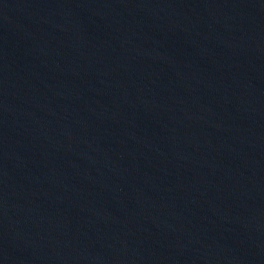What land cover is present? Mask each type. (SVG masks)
Segmentation results:
<instances>
[{"label":"water","instance_id":"obj_1","mask_svg":"<svg viewBox=\"0 0 264 264\" xmlns=\"http://www.w3.org/2000/svg\"><path fill=\"white\" fill-rule=\"evenodd\" d=\"M0 264H264V0H0Z\"/></svg>","mask_w":264,"mask_h":264}]
</instances>
